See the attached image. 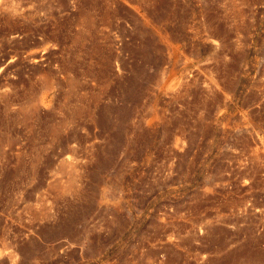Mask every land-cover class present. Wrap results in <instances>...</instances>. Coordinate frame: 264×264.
<instances>
[{"label": "rangeland", "instance_id": "374dc122", "mask_svg": "<svg viewBox=\"0 0 264 264\" xmlns=\"http://www.w3.org/2000/svg\"><path fill=\"white\" fill-rule=\"evenodd\" d=\"M0 264H264V0H0Z\"/></svg>", "mask_w": 264, "mask_h": 264}]
</instances>
